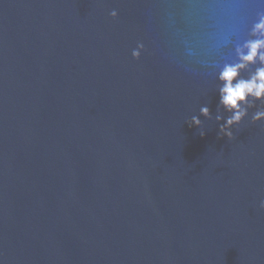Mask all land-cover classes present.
Segmentation results:
<instances>
[{"label":"water","instance_id":"obj_1","mask_svg":"<svg viewBox=\"0 0 264 264\" xmlns=\"http://www.w3.org/2000/svg\"><path fill=\"white\" fill-rule=\"evenodd\" d=\"M261 19L264 0H0V264H264V100L229 139L219 91Z\"/></svg>","mask_w":264,"mask_h":264},{"label":"clouds","instance_id":"obj_2","mask_svg":"<svg viewBox=\"0 0 264 264\" xmlns=\"http://www.w3.org/2000/svg\"><path fill=\"white\" fill-rule=\"evenodd\" d=\"M116 15L115 12L112 13ZM254 33L264 35V19L255 25ZM244 49L238 50L240 63L234 65H225L219 74V80L222 82L220 91V104L230 112L232 115L226 120L225 124L221 126L220 131L229 139L232 138L231 127L234 124H239L243 117L247 114V110L242 108V105L249 102V97L254 100H264V67L257 68L248 79L240 78L241 70L245 69L249 64L255 63L257 59L264 64V39H256L247 42ZM133 57L138 58L139 52L134 51ZM201 114L209 115L207 107L201 108ZM219 119V117H217ZM264 119V111H258L254 117V121ZM201 121L198 117H193L191 125L200 126ZM201 136L205 133L201 132Z\"/></svg>","mask_w":264,"mask_h":264}]
</instances>
